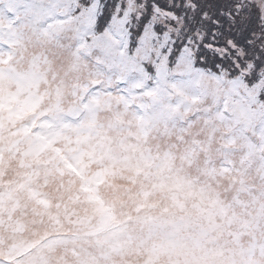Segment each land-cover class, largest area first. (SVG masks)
Returning a JSON list of instances; mask_svg holds the SVG:
<instances>
[{
	"label": "rangeland",
	"instance_id": "rangeland-1",
	"mask_svg": "<svg viewBox=\"0 0 264 264\" xmlns=\"http://www.w3.org/2000/svg\"><path fill=\"white\" fill-rule=\"evenodd\" d=\"M36 2L0 0V264H264V109L100 74Z\"/></svg>",
	"mask_w": 264,
	"mask_h": 264
},
{
	"label": "snow or ice",
	"instance_id": "snow-or-ice-1",
	"mask_svg": "<svg viewBox=\"0 0 264 264\" xmlns=\"http://www.w3.org/2000/svg\"><path fill=\"white\" fill-rule=\"evenodd\" d=\"M45 0L48 25L93 68L144 88L220 79L252 109H264V11L256 0ZM25 7V5H21ZM231 88L229 90H231Z\"/></svg>",
	"mask_w": 264,
	"mask_h": 264
}]
</instances>
